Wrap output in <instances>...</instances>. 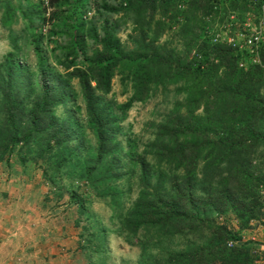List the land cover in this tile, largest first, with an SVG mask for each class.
Returning <instances> with one entry per match:
<instances>
[{
    "label": "rangeland",
    "instance_id": "1",
    "mask_svg": "<svg viewBox=\"0 0 264 264\" xmlns=\"http://www.w3.org/2000/svg\"><path fill=\"white\" fill-rule=\"evenodd\" d=\"M185 1L154 0L152 20L136 27L131 12L122 10L121 0L108 2L117 9L114 14L103 12L96 0H58L53 6L48 0H0V99L8 93L23 101L12 123L18 127L15 134L27 127L26 112L41 96L43 72L53 86L41 123L60 129L61 139L56 146L48 134L38 133L5 149L0 145V167L5 162L11 165L8 177L11 173L17 179L13 192L23 194L4 214L13 229L5 233L4 244L0 242V264H186L183 256L216 239L207 221L239 236L241 224L220 196L225 153L205 148L195 169L185 174L151 146L167 117L185 115V105L195 95L189 86L197 76L203 85L214 87L209 99L202 98L193 110L206 117L210 141L221 138L220 124L232 125L228 119L232 111L246 107L243 96L219 91L227 87L221 73L225 70L213 69L217 62L211 61L212 37L233 23L227 18L231 10L224 6L226 10L206 15ZM235 8V24L244 23L246 7ZM144 13L145 22L148 12ZM252 18L249 23L256 25ZM105 21L124 52L137 47L141 32L146 42L152 41L158 53L178 66L166 70L161 63L165 59L151 63L145 99L123 109L132 88L128 62L117 65L109 92L97 95L109 116L106 130L113 137L110 154L97 162L95 134L77 81L67 73L85 67L84 59L94 47L93 34L101 33ZM229 51L237 56L236 71L259 65L261 80L254 90L264 99L259 51L257 57ZM196 63L198 68L201 63L199 70H206L205 75L186 73L183 66L194 68ZM3 119L0 102V129ZM250 128L255 141L237 159L241 168L260 179L253 190L256 205L248 228L264 223V117L252 121ZM141 157L142 167L137 160ZM234 245L226 242L227 247ZM250 256L253 259L254 254Z\"/></svg>",
    "mask_w": 264,
    "mask_h": 264
},
{
    "label": "trees",
    "instance_id": "2",
    "mask_svg": "<svg viewBox=\"0 0 264 264\" xmlns=\"http://www.w3.org/2000/svg\"><path fill=\"white\" fill-rule=\"evenodd\" d=\"M57 1L48 0L49 6H53ZM96 1L103 12L108 14L117 13V9L108 3L113 0ZM121 1L123 2L122 5H124L122 10L131 12L133 17L132 24L134 26L137 27L139 23L145 25L150 23L153 18L154 0ZM185 2L191 8L204 10L206 15L213 14L214 11H224L226 10L224 6L231 11L236 10L235 7L239 5L242 8L245 7L243 2H237L236 0L227 1L223 7L216 10H213V5L209 0H186ZM144 12H148V19L145 22L143 21V15L146 14ZM139 36L140 41L137 47L135 46L129 52H124L120 47L118 38L114 34L112 25L105 21L102 24L101 33L99 35L93 34L94 47L90 55L84 59L85 67H74L67 73L68 77L77 81L87 122L95 134V160L97 162L103 156L110 154L112 150L110 143L113 139L106 130L108 124H110L109 116L99 106L97 95H106L109 92L110 81L117 65L122 61L128 62V78L131 83L132 94L129 100L122 105V108L126 109L132 103L141 102L145 99L149 81L148 77L150 76V71L146 72L148 66L153 62L168 58L158 53L152 41L146 42L141 32ZM156 38L157 36L155 35ZM214 46L211 49L213 53L211 61H215L217 64L212 67L213 69L214 67H222L225 70L221 72L222 78L227 81V87L223 88L222 86L219 91L222 90V93L228 92L243 96L246 107H244L243 111H232V114L228 118L232 121V125L231 123H227L226 125L220 124L218 130H224V132H220L221 138L216 142L210 141L207 137L210 129L205 124L206 117L194 115L193 110H197L202 98L203 100L209 99L211 95L210 90L214 87L209 83L205 84H209L208 86L203 85V83H200V78L202 77L197 76L189 86V91L195 95L187 101L185 115L167 117L165 122L157 127L155 139L151 143V146L155 150L160 151L166 160H173L185 174H190L195 169L200 152L205 148L216 147L218 150L223 151L227 158L225 159L228 161L227 169L224 171V175L220 177V181L223 184V191L220 190V196L223 195V199L220 196L218 198L224 201V204L228 206L234 217L240 222V229L244 230L245 228L248 229L249 222L254 220L252 207L256 203L252 201L254 197L253 190L259 185L260 179L241 168L237 159L241 158L247 151V148L255 141L250 123L264 117V99L254 90L261 80V68L258 65L247 72L236 71L234 65L235 59H237L236 54H229V50H231L229 48L218 45ZM259 53V63L260 65H264V49H259ZM161 63L165 64L163 66L166 70L171 69L172 65L178 66V64L168 59H165ZM199 65V68H201V63ZM197 66L198 64L196 63L194 68L189 65L183 66V68L186 69V73L188 74L194 71L205 75L206 70L200 72ZM45 76V73L41 72V76L39 77L41 96L36 99L26 112L28 124L25 127V131L15 134L18 127L12 125L16 113L18 114V110L22 107L23 101L21 99L17 101L16 98L10 97L8 93L2 95L0 102L4 119L3 126L0 129L3 134L0 136V145H2L3 149L12 143H16L18 139L27 142L31 137L37 136L38 133H46L51 137L50 139L56 146L60 144L61 139L58 136L60 129L58 131L53 130L49 126L50 122L41 123L40 119V115L45 108L50 106L48 96L52 94L53 86L45 79ZM195 96L196 99L198 98L197 100L194 99ZM137 160L142 167L144 159L141 157ZM4 168L8 172L11 165L5 162ZM235 191L237 192L234 193ZM247 201L251 202L247 203ZM206 223L210 233L216 235V239L213 242L210 241L207 246L196 248L186 254L185 257L183 256L186 264H254L250 256V246L240 244V238L237 234L233 236L224 226H217L209 221ZM226 242H234L237 245L227 247Z\"/></svg>",
    "mask_w": 264,
    "mask_h": 264
},
{
    "label": "built area",
    "instance_id": "3",
    "mask_svg": "<svg viewBox=\"0 0 264 264\" xmlns=\"http://www.w3.org/2000/svg\"><path fill=\"white\" fill-rule=\"evenodd\" d=\"M209 1L213 5V10H216L223 7L227 1L231 0ZM236 1L243 2L247 9L242 14V16L245 17L244 23L235 24L236 20L234 16H236V13L228 11L227 18L234 24L230 23L223 31L214 33L211 42L215 45L229 48L234 52H244L252 55V57H257V52L264 43V0ZM253 15L256 25H251L249 23ZM239 25H241V27H239Z\"/></svg>",
    "mask_w": 264,
    "mask_h": 264
},
{
    "label": "crops",
    "instance_id": "4",
    "mask_svg": "<svg viewBox=\"0 0 264 264\" xmlns=\"http://www.w3.org/2000/svg\"><path fill=\"white\" fill-rule=\"evenodd\" d=\"M8 175V172L0 167V217L2 216L1 219L4 220L0 222L1 245L4 244L3 238H5V233H8L9 229H13V225L4 217V214H6L8 205L13 202V199L21 201L23 195L19 193L18 189L17 194L13 192V190L16 191L15 180L17 179L13 178L11 173V177H8ZM239 236L240 244L250 246V255L254 254L253 263L264 264V223L255 224L246 230L239 231Z\"/></svg>",
    "mask_w": 264,
    "mask_h": 264
}]
</instances>
